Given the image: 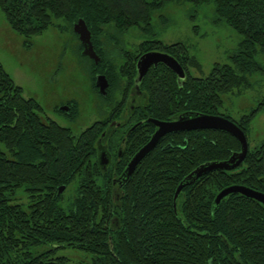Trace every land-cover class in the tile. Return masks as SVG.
Here are the masks:
<instances>
[{
	"label": "trees",
	"instance_id": "1",
	"mask_svg": "<svg viewBox=\"0 0 264 264\" xmlns=\"http://www.w3.org/2000/svg\"><path fill=\"white\" fill-rule=\"evenodd\" d=\"M169 2L213 4L215 22L240 36L231 64H216L207 76L196 77L189 68L199 65L180 43L152 40L135 53L127 51L121 36L134 28L151 33L152 13ZM0 10L8 26L27 40L54 21L73 27L82 19L100 58L95 65L81 55L89 60L92 89L98 94L95 74L103 73L109 86L102 98L118 92L117 111L135 85L140 55L156 51L173 57L185 71L184 80L163 65L150 68L138 83L145 101L135 112L137 120L219 114L247 137L260 110L234 119L219 108L223 95L239 94L251 87L250 77L264 76V0H0ZM40 110L0 64V264H71L56 254L64 248L85 254L78 264H264V206L238 193L214 202L232 184L264 192V139L248 148L238 166L199 175L174 199L177 185L192 170L226 160L240 144L217 129L167 133L138 163L117 200L111 172H103L96 160L105 122L73 135L68 127L44 120ZM76 110L75 104L64 114L73 118ZM154 128L146 121L133 130L128 157Z\"/></svg>",
	"mask_w": 264,
	"mask_h": 264
},
{
	"label": "rangeland",
	"instance_id": "2",
	"mask_svg": "<svg viewBox=\"0 0 264 264\" xmlns=\"http://www.w3.org/2000/svg\"><path fill=\"white\" fill-rule=\"evenodd\" d=\"M72 28L63 20H57L42 34L27 40L8 26L0 10L1 66L21 88L22 95L33 98L41 106L40 115L44 120H53L78 135L94 121L105 117L109 105L92 89L89 60L81 56L80 42ZM119 40L131 53L146 41H160L165 45L180 43L199 65V68L190 67V73L205 77L214 65L231 64L230 57L238 51L240 36L225 23L215 22L213 4L169 2L152 13L151 33L134 28ZM113 47L111 42L108 48ZM250 81L251 87L241 89L239 94L223 95L219 111L238 119L260 107L247 134L248 148L253 149L264 139V76L255 74ZM115 98L120 99L118 92ZM68 100L75 101L78 107L73 118L58 110ZM68 193L67 189L65 198ZM56 254L69 258L71 264H78L85 257L82 251L71 248L58 249Z\"/></svg>",
	"mask_w": 264,
	"mask_h": 264
},
{
	"label": "water",
	"instance_id": "3",
	"mask_svg": "<svg viewBox=\"0 0 264 264\" xmlns=\"http://www.w3.org/2000/svg\"><path fill=\"white\" fill-rule=\"evenodd\" d=\"M73 33L77 36L81 47L82 56L87 57L92 60L95 65L100 61V58L94 52L90 32L87 29L85 22L79 19L73 24ZM158 65H163L169 71H172L177 76L178 81H182L185 78V71L179 65V63L171 56L162 52H147L139 57L136 63L137 76L135 79V88L138 89V83L141 81L143 76L151 67H157ZM95 86L101 95L106 94V88L108 86V81L103 74H97L95 77ZM62 110L66 111L67 107H61ZM155 126L154 132L151 134L149 140L133 155V157L128 162L125 170L123 171L124 178L127 179L133 172L136 164L148 153L150 152L159 142L160 138L167 133L180 132V131H190L197 129H217L223 130L234 136L239 144L240 150L234 152L226 160L212 161L200 164L194 170H192L176 187L174 193V199L179 194L183 185L190 183L193 179L199 175L206 173L214 169H232L238 166L244 159L248 151L247 137L243 130L237 126V124L222 115L219 114H205V113H182L176 118L171 120H156L147 119ZM102 157V155H101ZM64 185L59 186L57 194L62 192ZM238 193L247 198L253 199L264 206V192L250 188L243 184H232L222 188L215 196L214 202L218 204L222 198L229 194Z\"/></svg>",
	"mask_w": 264,
	"mask_h": 264
},
{
	"label": "flooded vegetation",
	"instance_id": "4",
	"mask_svg": "<svg viewBox=\"0 0 264 264\" xmlns=\"http://www.w3.org/2000/svg\"><path fill=\"white\" fill-rule=\"evenodd\" d=\"M139 57H138V59H139ZM119 60L120 59H118V61ZM136 63H137V61H136ZM97 74H103V73H96L95 77ZM94 85H95V79H94ZM108 86H109V82H108ZM108 86L106 88V94L105 95H101L98 92L97 87L95 86L98 94L101 95L100 98L105 103H107L109 105L108 114L105 117H103L101 120H97L98 122H105V124L102 126V132L100 134V137L96 141V160H97V162H98V164H99V166L103 172H107V173L111 172V174H112V180H111L112 189H113L114 194L116 195V196H114V199L118 200L119 192L122 190V188L124 187L125 183L128 180V178L127 179L124 178V175L122 174L123 171L125 170L128 162L133 157V155L149 140V138H150L151 134L154 132L155 128H154L153 132L149 134L148 139L140 147H137L136 149H134L132 154L128 157L127 152L129 151L130 145L132 144L131 139L129 140L130 134L133 132V130H135L138 127V125L140 126L141 123H144L146 121L149 122L147 120L149 118L141 117V118H139V120H137L135 117V112L142 107V104L145 101V95H144V93L139 91V89H136L135 85H134L133 89L129 93V98L127 100H125L120 111L119 110L117 111L118 103L116 104L114 101L119 100V99L111 98L110 100H104L102 98V97L107 95ZM75 104H76L75 101L68 100V101L62 103V105H61V107H67V110L64 111L61 109V107L58 110L60 112H63L62 114L69 113L70 108H72L73 105H75ZM76 108H77L76 111L78 113L77 104H76ZM65 116H67V115H65ZM97 121H94V122H97ZM197 130H199V129H197ZM161 138H160V140H161ZM160 140H159L158 144L160 143ZM158 144L154 148H156L158 146ZM130 151H131V149H130ZM101 155H102V157H101ZM138 163L136 164V166L138 165ZM136 166H135L134 170L136 169ZM134 170H133V172H134Z\"/></svg>",
	"mask_w": 264,
	"mask_h": 264
}]
</instances>
